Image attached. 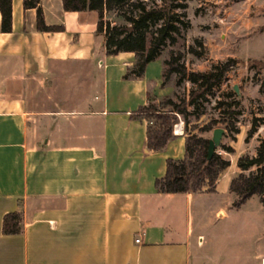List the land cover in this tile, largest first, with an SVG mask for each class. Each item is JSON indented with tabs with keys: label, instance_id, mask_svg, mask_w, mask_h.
I'll return each instance as SVG.
<instances>
[{
	"label": "crops",
	"instance_id": "0c3cea01",
	"mask_svg": "<svg viewBox=\"0 0 264 264\" xmlns=\"http://www.w3.org/2000/svg\"><path fill=\"white\" fill-rule=\"evenodd\" d=\"M40 5L63 31H38L23 0H11V31L0 29V264H263L264 203L244 211L253 195L234 209L229 191L256 136L246 142L238 123L233 153L218 151L230 164L214 192H158L166 159L184 155L185 129L150 151L145 121L128 114L153 102L147 72L163 54L136 77L134 52L106 53L94 11ZM12 211L22 230L3 234Z\"/></svg>",
	"mask_w": 264,
	"mask_h": 264
},
{
	"label": "trees",
	"instance_id": "16d2710c",
	"mask_svg": "<svg viewBox=\"0 0 264 264\" xmlns=\"http://www.w3.org/2000/svg\"><path fill=\"white\" fill-rule=\"evenodd\" d=\"M64 11H94L97 16L96 33L105 38L107 54H116L121 51L134 52L136 61L130 73L136 77L144 74L149 62L156 60L165 47L174 46L182 36L184 27L183 13L176 12L184 9L185 4L170 3V9L162 6L148 7L144 0L137 1V10L134 13H122L124 22L112 23L109 14L122 7L126 0H61ZM24 9H36V29L38 31H63V25H46L40 0H23ZM181 10V11H182ZM0 14L2 32L11 31V0H0ZM150 26H156V32H150L147 43L142 35ZM198 45L201 42L197 41ZM189 52L202 55L194 46H189ZM236 59L229 58L224 62L213 64L204 72L188 69L182 61L180 53L174 50L164 59V85L171 75H175L177 86L184 82L189 83L187 93L183 96L175 94L176 100L165 97L161 105L151 101L139 105L128 115L131 119L145 121V145L150 151H162L168 141L174 136V125L178 122V115L184 121V156L181 159L168 157L165 161V172L155 179V188L161 193H196L206 186L207 192L215 191V183L219 174L226 169L230 161L224 158L218 149L233 153V148L221 143L211 157H208V142L211 136L204 133L212 131L216 126L222 127L231 140L239 132L237 109L239 101L234 90L222 94L231 97L226 103L216 100L214 108L220 109V118H208L203 125H194L191 132H186L189 124L188 116L192 115L197 122L205 112V105L214 95L215 89L223 81L226 72ZM261 118H252L245 135L247 142L256 132ZM196 130V131H194ZM239 173L229 183V191L235 195L232 208L239 209L253 195H258L264 203V139H262L254 155L241 154L236 161ZM22 230L21 213L8 212L3 216L1 231L3 234L19 233Z\"/></svg>",
	"mask_w": 264,
	"mask_h": 264
},
{
	"label": "rangeland",
	"instance_id": "374dc122",
	"mask_svg": "<svg viewBox=\"0 0 264 264\" xmlns=\"http://www.w3.org/2000/svg\"><path fill=\"white\" fill-rule=\"evenodd\" d=\"M137 1L139 0H126L122 7L109 14L110 21L117 24L124 22L121 14L134 13L137 10ZM144 1L147 2L148 7L162 6L168 10L172 0ZM172 2L185 4L183 10H176V12L183 13L184 27L178 42L174 46L165 47L162 52L163 57L158 59L147 72L150 89L154 94L153 103L161 105L165 97L176 100L175 94L185 95L190 86L187 81L177 86L175 75H171L164 85L162 83L156 85L155 77H158V66L160 65L157 62H161L160 66L162 67V62L168 57L171 49L181 54L182 61L188 69L198 71L234 58L236 62L230 66L223 81L215 89L214 95L206 103L205 112L200 117L202 119L196 122L192 115L188 116L187 129L191 130L195 124L203 125L208 118H220V109L214 108L215 101L220 99L226 103L230 102L231 97H225L222 94L230 92L233 90V86L237 85L239 95L235 94L239 101L237 109L240 110L238 123L244 125L245 134L250 127L252 118H261L262 120L253 135L257 138L256 153L260 141L264 139V0H173ZM150 32H156V26H150L144 31L142 38L145 43H147ZM97 41L99 44L100 40ZM197 41L201 42L200 46ZM189 46H194L197 51H202V56L198 57L190 53ZM97 63L100 65V60ZM92 95L99 94L91 91ZM177 118H183V116L178 115ZM211 134L212 131L204 133L206 136H211ZM230 140L229 136L223 135L221 143L227 144ZM221 152L224 153L223 150ZM258 197V195H254L250 198L244 211L252 213L258 202ZM254 223L255 221L251 220L252 228L256 226ZM263 235L264 229L258 235L261 243H264ZM226 253L230 254L231 250L228 249Z\"/></svg>",
	"mask_w": 264,
	"mask_h": 264
},
{
	"label": "water",
	"instance_id": "95a60500",
	"mask_svg": "<svg viewBox=\"0 0 264 264\" xmlns=\"http://www.w3.org/2000/svg\"><path fill=\"white\" fill-rule=\"evenodd\" d=\"M233 90L237 95H239V89L237 85L233 86ZM224 132L225 130L222 127H215L212 130V134L208 142V157H211L215 149L220 146Z\"/></svg>",
	"mask_w": 264,
	"mask_h": 264
},
{
	"label": "built area",
	"instance_id": "2783aa9c",
	"mask_svg": "<svg viewBox=\"0 0 264 264\" xmlns=\"http://www.w3.org/2000/svg\"><path fill=\"white\" fill-rule=\"evenodd\" d=\"M182 124H183V122H182L181 120L178 121V122L174 125L175 130H177V127H178V126L181 128V127H182ZM135 241H136V242H139L140 239L137 238V239H135ZM263 264H264V261H263Z\"/></svg>",
	"mask_w": 264,
	"mask_h": 264
},
{
	"label": "bare ground",
	"instance_id": "6f19581e",
	"mask_svg": "<svg viewBox=\"0 0 264 264\" xmlns=\"http://www.w3.org/2000/svg\"><path fill=\"white\" fill-rule=\"evenodd\" d=\"M179 128H180V127L178 126V127H177V130H179Z\"/></svg>",
	"mask_w": 264,
	"mask_h": 264
}]
</instances>
